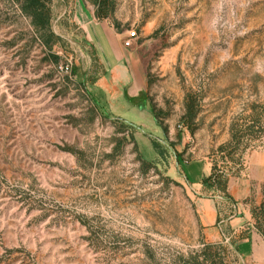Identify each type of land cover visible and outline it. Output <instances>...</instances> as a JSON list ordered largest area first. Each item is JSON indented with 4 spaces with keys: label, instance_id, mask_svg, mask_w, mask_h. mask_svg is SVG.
Returning <instances> with one entry per match:
<instances>
[{
    "label": "rangeland",
    "instance_id": "1",
    "mask_svg": "<svg viewBox=\"0 0 264 264\" xmlns=\"http://www.w3.org/2000/svg\"><path fill=\"white\" fill-rule=\"evenodd\" d=\"M83 1L95 12L100 2L115 31L136 32L147 88L131 101L146 112L126 120L97 88L105 70L73 21L75 0H49L58 63L31 19L0 0V264H186L220 243L199 211L213 196L224 219L247 224L237 237L264 239V172L253 164L264 110L220 151L264 104V0ZM193 161L240 182L239 205L228 189L196 194Z\"/></svg>",
    "mask_w": 264,
    "mask_h": 264
},
{
    "label": "crops",
    "instance_id": "2",
    "mask_svg": "<svg viewBox=\"0 0 264 264\" xmlns=\"http://www.w3.org/2000/svg\"><path fill=\"white\" fill-rule=\"evenodd\" d=\"M72 12L77 30H80L92 43L105 70L98 80L97 88L105 92L109 103L124 106L123 112L119 114L124 119L128 120L125 112H135L138 115L145 113V110L136 107L131 101L147 88L146 64L135 43L136 38H130L127 34L115 31L106 18H97L95 9L83 0H75ZM253 164L258 174L264 172V158L256 157ZM185 168L186 178L196 194L207 189L203 179L211 174L210 163L193 161ZM241 185L240 182L229 181L228 190L233 199L238 202L237 205L246 193ZM213 198L214 196L199 199V211L203 224L210 228L218 242L228 243L233 247L240 264H264V239L256 231H252L247 236L237 237L236 234L247 224L237 215L224 219L219 211L217 200ZM223 224L229 228L228 236L222 233Z\"/></svg>",
    "mask_w": 264,
    "mask_h": 264
},
{
    "label": "trees",
    "instance_id": "3",
    "mask_svg": "<svg viewBox=\"0 0 264 264\" xmlns=\"http://www.w3.org/2000/svg\"><path fill=\"white\" fill-rule=\"evenodd\" d=\"M21 9L22 13L31 19V23L39 33L43 45L48 49V56L53 62L58 63L60 56L53 52L54 46L61 41L51 27L52 10L49 0H13ZM104 7V6H103ZM102 7L99 2V8L96 11L97 18L103 19L109 17L110 13ZM253 113L248 116L239 117L232 125V142L221 146L220 151L223 153L235 143L240 142L248 130L253 127L251 120L254 112L264 110V104L253 105ZM229 178L224 172H218L215 167L211 174L203 179V184L209 188H215L226 192L228 189ZM204 247L188 257L186 264H229L228 250L224 243L205 242Z\"/></svg>",
    "mask_w": 264,
    "mask_h": 264
},
{
    "label": "built area",
    "instance_id": "4",
    "mask_svg": "<svg viewBox=\"0 0 264 264\" xmlns=\"http://www.w3.org/2000/svg\"><path fill=\"white\" fill-rule=\"evenodd\" d=\"M129 36H130V38H136L137 34L135 31H131Z\"/></svg>",
    "mask_w": 264,
    "mask_h": 264
}]
</instances>
